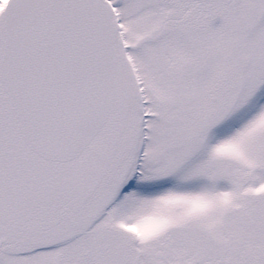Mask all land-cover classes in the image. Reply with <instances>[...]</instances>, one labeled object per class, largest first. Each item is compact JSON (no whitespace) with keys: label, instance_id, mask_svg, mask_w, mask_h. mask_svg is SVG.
Returning <instances> with one entry per match:
<instances>
[{"label":"snow or ice","instance_id":"6c2138e0","mask_svg":"<svg viewBox=\"0 0 264 264\" xmlns=\"http://www.w3.org/2000/svg\"><path fill=\"white\" fill-rule=\"evenodd\" d=\"M0 264H264V0H0Z\"/></svg>","mask_w":264,"mask_h":264}]
</instances>
